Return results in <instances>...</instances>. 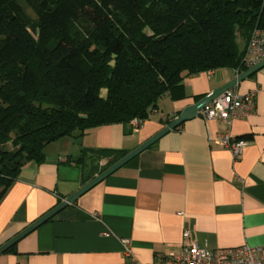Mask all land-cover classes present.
<instances>
[{
  "label": "crops",
  "instance_id": "crops-1",
  "mask_svg": "<svg viewBox=\"0 0 264 264\" xmlns=\"http://www.w3.org/2000/svg\"><path fill=\"white\" fill-rule=\"evenodd\" d=\"M236 75L219 68L189 76L183 99L163 97L130 134L113 123L48 144L45 161L27 164L0 200V246L101 173L88 177L93 171L76 161L82 149L129 153ZM231 90L256 92L251 114L184 121L1 253L0 264H148L188 241L210 249L263 245L264 67ZM227 131L249 141L238 160L215 142Z\"/></svg>",
  "mask_w": 264,
  "mask_h": 264
},
{
  "label": "trees",
  "instance_id": "trees-1",
  "mask_svg": "<svg viewBox=\"0 0 264 264\" xmlns=\"http://www.w3.org/2000/svg\"><path fill=\"white\" fill-rule=\"evenodd\" d=\"M255 28L264 0H0V200L48 144L113 123L130 134L163 97L183 99L189 76L247 70ZM126 153L76 161L93 177Z\"/></svg>",
  "mask_w": 264,
  "mask_h": 264
},
{
  "label": "built area",
  "instance_id": "built-area-1",
  "mask_svg": "<svg viewBox=\"0 0 264 264\" xmlns=\"http://www.w3.org/2000/svg\"><path fill=\"white\" fill-rule=\"evenodd\" d=\"M264 59V29L255 28L252 31L244 63L247 69ZM237 74L245 70L235 69ZM255 91L240 94L233 90L221 94L207 104L202 110V118L206 121L223 120L232 121L244 118L251 114L255 107ZM133 131L141 122L137 119L131 121ZM218 145L228 148L234 159L238 160L249 141L234 137L230 131L220 135L215 141ZM188 235V233H185ZM126 252L129 253L130 241L124 239ZM141 264V263H136ZM148 264H264V244L261 246L242 245L210 249L201 247L196 241L183 243L177 251L161 254L155 261Z\"/></svg>",
  "mask_w": 264,
  "mask_h": 264
},
{
  "label": "water",
  "instance_id": "water-1",
  "mask_svg": "<svg viewBox=\"0 0 264 264\" xmlns=\"http://www.w3.org/2000/svg\"><path fill=\"white\" fill-rule=\"evenodd\" d=\"M264 67V59L260 61L259 63L255 64L251 68L247 69L246 71L242 72L239 75H236L232 80L228 81L221 87H218L205 95L202 99L197 101L196 103L190 104L182 109L180 114L169 124H167L163 129H161L159 132H157L155 135H153L151 138L140 144L138 147L127 153L125 156L117 160L114 164L106 168L104 171H102L100 174L96 175L91 181L83 185L80 189H78L75 193L64 199L62 202H60L58 205H56L54 208H52L49 212L44 214L42 217L37 219L35 222L27 226L25 229H23L21 232H19L17 235L6 241L4 244L0 246V254L7 251L10 247L15 245L20 239H22L24 236L32 232L34 229L39 227L41 224L46 222L47 220L51 219L55 214H57L61 209L66 207L67 205L73 203L77 200L78 197H80L82 194L93 188L95 185L100 183L102 180H104L106 177H108L110 174L114 173L116 170L121 168L123 165H125L127 162H129L131 159H133L135 156L140 154L143 150L151 146L153 143H155L159 138H161L163 135L171 131L172 129H175L179 125H181L184 121L192 119L196 116L202 117L201 110L209 104L211 101L216 99L221 94L227 92L228 90L236 88L239 83H241L246 78L250 77L254 73L258 72Z\"/></svg>",
  "mask_w": 264,
  "mask_h": 264
},
{
  "label": "rangeland",
  "instance_id": "rangeland-1",
  "mask_svg": "<svg viewBox=\"0 0 264 264\" xmlns=\"http://www.w3.org/2000/svg\"><path fill=\"white\" fill-rule=\"evenodd\" d=\"M241 39V37L239 36V38H238V40H240ZM242 40V39H241ZM241 40H240V42H241ZM243 41V40H242Z\"/></svg>",
  "mask_w": 264,
  "mask_h": 264
}]
</instances>
